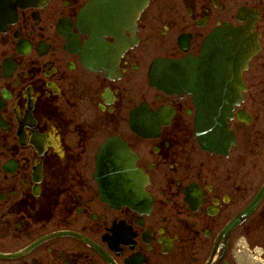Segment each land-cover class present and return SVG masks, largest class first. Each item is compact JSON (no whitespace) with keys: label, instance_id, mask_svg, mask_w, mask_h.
I'll list each match as a JSON object with an SVG mask.
<instances>
[{"label":"flooded vegetation","instance_id":"1","mask_svg":"<svg viewBox=\"0 0 264 264\" xmlns=\"http://www.w3.org/2000/svg\"><path fill=\"white\" fill-rule=\"evenodd\" d=\"M91 1L0 0V264H264V0H120L133 24L99 39ZM220 29L259 49L208 149L217 97L163 64Z\"/></svg>","mask_w":264,"mask_h":264},{"label":"water","instance_id":"2","mask_svg":"<svg viewBox=\"0 0 264 264\" xmlns=\"http://www.w3.org/2000/svg\"><path fill=\"white\" fill-rule=\"evenodd\" d=\"M115 1L117 0H94V3L91 4V10L97 11L91 25L98 32L93 31L95 36H98L101 32H109L113 35V33L127 27L132 21L131 10H128L131 4H121L122 14L127 16L126 19H122L117 16L120 7H118V4H114ZM103 2L109 3L103 4ZM243 43L241 35L223 32L214 33L204 42L198 60L185 59L171 66V71L178 76H187L188 80L194 81L198 85L205 82L202 85L203 88L212 90V96L217 97V99H212L213 101L208 100V115L204 121V127H202L209 137L207 146L210 148L221 145L220 138L227 135V117L230 116V110L233 107L231 94L233 91L237 94V83L240 80L242 67L252 56V50L255 48L254 43L249 46L246 45L248 41L245 42V45ZM225 91L226 94H224ZM224 96L229 98V102H223ZM125 170L133 173L131 167L125 168ZM114 182L113 179L108 184L114 187Z\"/></svg>","mask_w":264,"mask_h":264}]
</instances>
